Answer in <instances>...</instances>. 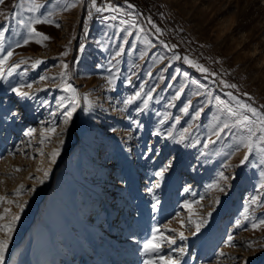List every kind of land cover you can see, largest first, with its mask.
I'll return each mask as SVG.
<instances>
[{
  "label": "rangeland",
  "instance_id": "rangeland-1",
  "mask_svg": "<svg viewBox=\"0 0 264 264\" xmlns=\"http://www.w3.org/2000/svg\"><path fill=\"white\" fill-rule=\"evenodd\" d=\"M91 4L0 0V59L13 52L0 66V223L27 202L4 264H160L159 256L179 264H264L257 247L264 225L251 227L264 219L259 126L250 125L253 150L241 164L250 133L236 123L241 115L258 120L241 104L264 115V0H96L111 6L102 12ZM33 18L53 21L35 25L50 39L25 44ZM36 59L42 63L33 68ZM65 84L80 105L67 125L73 94ZM16 87L31 95L18 96ZM155 229L175 243L165 239L149 255L144 244Z\"/></svg>",
  "mask_w": 264,
  "mask_h": 264
},
{
  "label": "snow or ice",
  "instance_id": "snow-or-ice-1",
  "mask_svg": "<svg viewBox=\"0 0 264 264\" xmlns=\"http://www.w3.org/2000/svg\"><path fill=\"white\" fill-rule=\"evenodd\" d=\"M91 6L93 8H96V11H98V12L105 11L108 8L111 7L110 5L109 6H105L103 8L97 7L96 6V0H92ZM29 11H35V8L29 9ZM89 15H91V13H89ZM112 18L115 19V17H112ZM21 23H22V21H21ZM45 23L51 24V23H53V21L51 19H48V18H44V19H41V18H33V19H31V21L27 25L28 30H29V38L28 39H25L24 40V43L25 44L29 43V39H35V42L36 43H42L43 41H46V40L50 39L49 36H47L46 34H44L42 32L37 31V29L35 28V25H37V24H45ZM57 26H59V25H57ZM157 31H160V30L157 29ZM3 37H4V32L3 31H0V43H2ZM81 47H83V45H81ZM173 47H175V46L173 45ZM12 55H13V52L9 51L7 53V55H5L3 57V59H0V66H3ZM61 55H67V53L65 52V53H62ZM117 55H119V53H117ZM175 59H180V57L179 56H176ZM183 60H184L185 63L194 66L199 71H201V72H207V69L206 68H204L202 65H200L198 63H195L194 61L190 60L187 56L183 57ZM25 62L26 61L21 60V63H25ZM40 63H42V61L40 59H36V60H34L32 62L31 67L35 68ZM18 67H19V64H16V65L13 66V68H18ZM64 67L67 68V65L65 64ZM9 71L11 72V69ZM61 75H63V73H61ZM46 79H49V77H47V76H41L40 77V80H46ZM108 83L109 84L112 83V79L111 78L108 80ZM27 87L30 89V88H32V85L29 84V85H27ZM63 87H64V90L66 92H71L73 94L72 95V103H71V105L69 107V110H66L63 113V116H64V124L67 125L69 123V121H71L72 116H73V113L76 111L77 107H79L80 105H79V100L76 97V89L73 88L71 84H65ZM230 87H235V85H230ZM12 91L14 93H16L20 97H26V96L31 95V93H29L27 91H23L22 90V87L12 88ZM142 91H143V89H141V91H137L134 95L128 97L124 101V103L125 104L132 103L134 100L138 99L141 96ZM152 91H154V89L153 90H150L147 93L148 99H151V92ZM179 95H180V93L178 92L177 93V96H179ZM229 95H231V93H229ZM148 99H145L144 100L145 106H147ZM217 99L219 100V98H217ZM85 101L86 102L88 101L87 96H85ZM220 103L223 104L224 102L223 101H220ZM60 107H63V104H61ZM240 107L241 108H247V110L249 112L253 113V115L258 116V120L255 121V122L251 121L248 116H244V115H241V118L236 121L237 125H239L242 128H246L248 130V132L250 133L248 143L245 145L248 148V152L245 153L244 159H242L240 161V163L243 164L248 159L249 152H251L253 150L252 136H255L256 135V132H254L253 129H252V127H250V125H252V124H257L259 126L258 127V131H259L260 135H259L258 140L255 141V144H256V146H257V148H258L259 151L264 152V146H261V145H264V115L258 113L255 108H252L249 105L241 104ZM85 110L87 111L88 109L86 108ZM227 110H228L229 113H231V115H233V116H236L237 115V113L233 112L231 108H228ZM182 111L183 112H187L188 111V107L185 106L182 109ZM199 115H200V112H197L193 118L195 119V118L199 117ZM224 127L227 128L228 125H225ZM32 131H33L32 129H29V133L28 134H31ZM46 131L48 133H50V134H55V131L56 130H55V128H48ZM63 131H64V129H61V132H63ZM187 131H189V130L188 129H185V132H187ZM154 134H157L158 135L159 133H154ZM214 134L217 137L220 136V132L219 131L215 132ZM184 138H185L184 136H181L180 137L181 140H183ZM60 143L62 144L63 143V140H61ZM209 143H213V141L209 140L207 143H205L204 146L207 147ZM58 155H59V148H54L51 151V153L49 154V157H50V160H51L52 163H55V158ZM166 169H167V166H165V168H162L159 172H157L156 175L157 176L163 175V172L166 171ZM17 170H19V169H17ZM48 171L49 170H44V179L47 178ZM220 176H221V178L226 179V177H224V175H223L222 172L220 173ZM40 183H43V179H40ZM22 187L23 186L21 185L20 188H22ZM217 187H219V186L217 185ZM20 188H17L15 191L17 193H19ZM34 190L35 189H33V191ZM220 190L223 191V188H220ZM0 199H3V197H0ZM250 202L252 204H258L260 202V198L258 196H253V197H251V201ZM26 203L27 202H25V204ZM25 204H20V203L17 204V207L20 209V212H22L24 210ZM186 204H187V202H186ZM9 211H10L9 209H5L4 210L5 213H8ZM20 212H17L15 215H13L8 222H6V223H0V232H3L4 233V238L0 239V264H4L5 253H6L7 249H8L9 242L12 239V231L15 228L16 221H18L20 219ZM247 212H248V208L246 207L245 208V213H247ZM210 214L211 213H209V215ZM247 218H248L247 215H245V219H247ZM3 219H4L3 214H0V220H3ZM202 223H203V221H201V223H199V224H196V231L197 232L200 230V227H201ZM240 223L241 222L238 220L236 222V226H239ZM261 225H264V219H260L258 223H252L251 227L253 229H257ZM158 231H159L158 229H155L154 230V233H153L152 239H150V240H148V241L145 242V244H144V252L146 254H149V255H151L152 253H157L158 254L159 253V250H160V248L162 246V242L165 239H167V242L169 244L175 243L174 239H171V238H168V237H164L163 236V233H161L160 236L157 237L156 232H158ZM173 231H175V230H173ZM193 234H195V233H193ZM180 238L181 239H184L185 238L183 236V233L180 234ZM157 241H160V242H157ZM232 241H233V236L232 235H229L227 237L226 243H229L230 244ZM253 246L254 245H253L252 242H248L246 244V247L247 248H252ZM257 247L259 249H261V250H264V244L258 245ZM183 251H184L183 249H180V252L181 253H183ZM221 255H223V253H221ZM158 259H159L160 264H179V261L176 260V259H173L171 256H168V257L159 256ZM144 264H155V260L154 259H147V260H145ZM242 264H248L247 259H245L242 262Z\"/></svg>",
  "mask_w": 264,
  "mask_h": 264
},
{
  "label": "bare ground",
  "instance_id": "bare-ground-1",
  "mask_svg": "<svg viewBox=\"0 0 264 264\" xmlns=\"http://www.w3.org/2000/svg\"><path fill=\"white\" fill-rule=\"evenodd\" d=\"M105 202H106V204H107V205H110V203H109V202H107V201H105ZM114 205L116 206L117 204H116V203H113V204H111L110 206H114ZM109 210H110V209H108V213H109ZM123 213H126V212H125V211H123ZM106 219H107V220L109 219V215H108V214H107V216H106V218H105L104 220H106ZM100 222H101V221H100ZM100 222H99L98 224H100ZM108 222H109V220H108ZM108 222H107V223H108ZM101 223H102V222H101ZM104 223H105V222H103V224H104ZM107 223H106V224H104V225H105V227H106ZM143 225H144V224H143ZM144 227H145V226H144ZM104 232H105V230H104ZM105 234H106V233H105ZM138 239H139V238H138ZM147 239H148V238H147ZM138 242H139V241H138Z\"/></svg>",
  "mask_w": 264,
  "mask_h": 264
}]
</instances>
